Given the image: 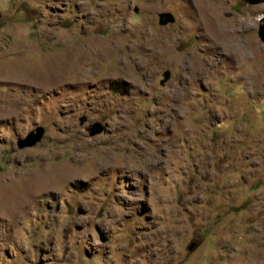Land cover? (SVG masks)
<instances>
[{"label": "rangeland", "instance_id": "rangeland-1", "mask_svg": "<svg viewBox=\"0 0 264 264\" xmlns=\"http://www.w3.org/2000/svg\"><path fill=\"white\" fill-rule=\"evenodd\" d=\"M263 16L0 0V264H264Z\"/></svg>", "mask_w": 264, "mask_h": 264}, {"label": "water", "instance_id": "water-1", "mask_svg": "<svg viewBox=\"0 0 264 264\" xmlns=\"http://www.w3.org/2000/svg\"><path fill=\"white\" fill-rule=\"evenodd\" d=\"M247 4L249 5H254V4H259L261 2H264V0H244ZM160 25H167L170 23L174 22V18L171 14L169 13H161L159 14V20H158ZM260 25L258 27V37L261 40V42L264 43V16L259 19ZM164 81H166L169 78V73L165 72L164 73ZM81 123L85 121V118H82ZM102 131V127L99 125H93L90 129V135H96ZM43 129L42 128H37L35 132H30L27 137H25L22 140L17 141V147L20 149L26 148V147H31L35 145L42 137L43 135Z\"/></svg>", "mask_w": 264, "mask_h": 264}]
</instances>
